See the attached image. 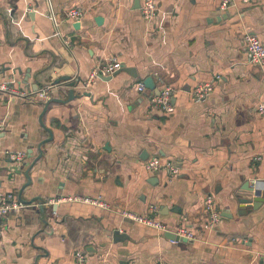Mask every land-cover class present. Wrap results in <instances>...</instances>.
Returning a JSON list of instances; mask_svg holds the SVG:
<instances>
[{"label": "crops", "instance_id": "obj_1", "mask_svg": "<svg viewBox=\"0 0 264 264\" xmlns=\"http://www.w3.org/2000/svg\"><path fill=\"white\" fill-rule=\"evenodd\" d=\"M156 1L149 23L136 0L0 1V74L27 94L0 91V195L19 197L38 159L22 197L47 200L45 214L36 201L0 219V264H75L77 251L89 264H264V202L254 210L237 199L255 182L264 198V69L244 45L246 34L264 44V0L224 11L220 0ZM71 9L84 13L79 23ZM113 61L133 72L91 80ZM148 77L172 89L173 114L153 106L155 91L138 92ZM211 81L213 93L194 100V88ZM8 151L26 158L10 163ZM154 156L180 175L148 173ZM207 196L222 216L210 233L202 231ZM57 197L100 198L111 210L48 203ZM124 211L170 230L186 218L197 240L172 243Z\"/></svg>", "mask_w": 264, "mask_h": 264}, {"label": "built area", "instance_id": "obj_2", "mask_svg": "<svg viewBox=\"0 0 264 264\" xmlns=\"http://www.w3.org/2000/svg\"><path fill=\"white\" fill-rule=\"evenodd\" d=\"M258 1L259 0H220V9L224 11L237 7L238 5L251 6L256 4ZM158 11L159 8L156 0L143 1V4L141 5V14L146 22L148 23L152 22L154 18L157 16ZM83 15L84 13L78 9H71L67 11V17L75 21V23H79ZM58 35L60 36L59 31H58ZM62 41L66 46H69L71 44L68 38H62ZM244 45H245L246 53L248 55L249 63L258 68L264 69V44L260 41V39L256 35L246 34L244 38ZM121 67L122 65L119 62L113 61L112 63H109L102 68L100 67L97 70H94L93 73L91 74V80L98 77L112 76L114 73L120 70ZM217 79H220V77L218 76ZM51 88H52L51 86H47L39 93V97L42 101L48 100ZM137 89L138 92L144 93L147 90V87L144 84V82H141L139 83ZM214 89H215V81L199 84L192 91L193 99L198 102L205 101L209 97V95L213 93ZM0 91L8 93L11 96L27 97V94L24 91H21L20 89L13 86L11 82L2 80L1 74H0ZM172 98H173L172 89L170 87H165L160 91L158 95H155L152 98V104L159 111L171 115L175 111V107L172 103ZM258 111L260 114H264V104L258 107ZM3 127L4 124L0 123V133L3 130ZM6 154L11 160L14 161V163H16V165L21 164L26 158V155L23 152L8 151ZM143 166L148 173L154 175L159 174L161 172H167L174 176H178L181 173L180 168L177 167L173 162L165 161L159 156H154L150 158L148 161L144 163ZM256 183L257 182H255L254 185ZM65 200L84 203L88 205H93L95 207H100L106 210H111L110 205L105 200H102L100 198L76 197V198L68 199V198L57 197L55 199H52L51 201H48V203L51 205H58V203H61ZM23 207L24 205L19 201L16 195L13 194L0 195V219H4L5 217H8L12 213L19 212ZM204 209L207 217L205 223L202 226V231L206 233H210L220 223L222 219L221 211L219 210V207L212 196H207L205 198ZM54 214H56V212H54ZM122 216L127 220H131L133 222L153 228L158 232H160L161 234L164 235L172 234L176 239L180 240L179 241L176 239L173 240L170 239L172 243H179L183 239L187 241L197 240L196 233L185 225L187 222L186 218L184 219L183 225H181L175 230H170L159 220L151 217L150 214H137L134 212L124 211L122 212ZM75 264H89L87 254H85L83 251H77L75 253ZM158 264H164V263H158Z\"/></svg>", "mask_w": 264, "mask_h": 264}, {"label": "water", "instance_id": "obj_3", "mask_svg": "<svg viewBox=\"0 0 264 264\" xmlns=\"http://www.w3.org/2000/svg\"><path fill=\"white\" fill-rule=\"evenodd\" d=\"M135 8L137 9H140L141 8V3H140V0H136L135 2ZM97 21H102L100 18L97 19ZM76 27H78V25H76ZM122 70L124 71H127L129 73H132L133 70L132 69H127L126 67H121L120 70H118L116 73H114L112 76H109V77H101L103 80H110L112 79L114 76H116L118 73H120ZM144 84L146 85V87L152 91H155L156 92V95H158L160 93V90L157 89L156 87V83H155V80L153 77H148L145 79L144 81ZM75 83H72L71 86H74ZM70 96L71 97H74V91H71L70 92ZM53 99L50 98V96L48 97V100L45 104V111L47 110L48 106L50 105L51 101ZM38 161V159H36V161L29 167V169H27L24 174L26 175L27 179H28V183L26 185H24V187L22 188L21 192H20V195L18 197L19 201L24 205V207L19 211H23L25 208L28 209V210H33V204L34 202H38V212L40 214H45L46 212V204H47V200H45L44 198H39V197H36L34 199H31V200H26L22 197L23 195V191L31 185L32 183V180H31V177H30V170L34 167V165L36 164V162ZM10 163H14L13 160H9ZM8 171L9 172H13V173H17V174H21L22 173V170L20 169V167L18 166H13L11 168H8ZM243 190L245 191V194L244 196H238L237 199H238V202L240 204H243V205H248V206H251L249 208L251 209H254L256 210L260 204H262L264 202V198H261V192H262V186L260 183H256L254 186H251L250 183H246V185L243 187ZM249 204H252V205H249ZM114 236H115V239H120L123 237V235L120 234L119 231H116L114 233ZM169 239H176L174 237V235L172 234H167L166 235ZM176 240H179V239H176ZM180 241V240H179ZM181 241H187L185 239L181 240Z\"/></svg>", "mask_w": 264, "mask_h": 264}]
</instances>
